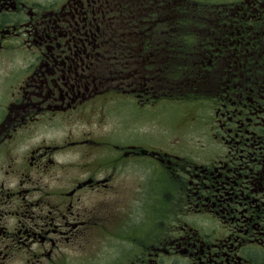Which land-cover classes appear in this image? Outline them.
I'll use <instances>...</instances> for the list:
<instances>
[{
    "label": "flooded vegetation",
    "instance_id": "obj_1",
    "mask_svg": "<svg viewBox=\"0 0 264 264\" xmlns=\"http://www.w3.org/2000/svg\"><path fill=\"white\" fill-rule=\"evenodd\" d=\"M0 264H264V0H0Z\"/></svg>",
    "mask_w": 264,
    "mask_h": 264
},
{
    "label": "rangeland",
    "instance_id": "obj_2",
    "mask_svg": "<svg viewBox=\"0 0 264 264\" xmlns=\"http://www.w3.org/2000/svg\"><path fill=\"white\" fill-rule=\"evenodd\" d=\"M111 126V124H109V127ZM114 140L116 141H120V138H114Z\"/></svg>",
    "mask_w": 264,
    "mask_h": 264
}]
</instances>
